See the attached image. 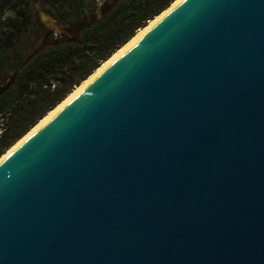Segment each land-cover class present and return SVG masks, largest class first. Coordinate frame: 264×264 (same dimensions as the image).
<instances>
[{
  "label": "water",
  "instance_id": "95a60500",
  "mask_svg": "<svg viewBox=\"0 0 264 264\" xmlns=\"http://www.w3.org/2000/svg\"><path fill=\"white\" fill-rule=\"evenodd\" d=\"M0 264H264V0H179L0 159Z\"/></svg>",
  "mask_w": 264,
  "mask_h": 264
},
{
  "label": "trees",
  "instance_id": "16d2710c",
  "mask_svg": "<svg viewBox=\"0 0 264 264\" xmlns=\"http://www.w3.org/2000/svg\"><path fill=\"white\" fill-rule=\"evenodd\" d=\"M39 1L66 23L93 16L98 2ZM175 1L114 0L57 38L38 22L34 0H0V158Z\"/></svg>",
  "mask_w": 264,
  "mask_h": 264
},
{
  "label": "bare ground",
  "instance_id": "6f19581e",
  "mask_svg": "<svg viewBox=\"0 0 264 264\" xmlns=\"http://www.w3.org/2000/svg\"><path fill=\"white\" fill-rule=\"evenodd\" d=\"M179 0L175 1L167 10L161 13L158 17H156L153 21L149 23V25L140 30L136 36L131 39L125 46H123L120 50H118L109 60H107L103 65L91 76L89 77L81 86L77 87L73 93H71L60 105H58L53 111H51L40 123H38L26 136L21 138L13 147H11L7 153H9L18 143H20L25 137H27L30 133L40 127L48 118H50L54 112H56L62 104H64L67 100H69L72 96H74L78 91H80L84 86H86L102 69H104L114 58H116L122 51H124L129 45H131L137 38H139L146 30H148L164 13H166L171 7L175 6ZM7 153H5L0 159H2Z\"/></svg>",
  "mask_w": 264,
  "mask_h": 264
},
{
  "label": "rangeland",
  "instance_id": "374dc122",
  "mask_svg": "<svg viewBox=\"0 0 264 264\" xmlns=\"http://www.w3.org/2000/svg\"><path fill=\"white\" fill-rule=\"evenodd\" d=\"M108 1H109V0H98V2H97V9H96V11H95V13H94L93 16L85 17L84 19H80V20H78V21L75 22V23H66V22L61 21L62 23H66V24H67V26L65 27L64 31L61 32V33H57V32H55V31H52V30H50V28H48V27H46V28H47V30H48L50 33L52 32V33L54 34V36L57 37V38L69 37V36H71V34L75 31L76 28H79V27L84 26L86 23L90 22V20L93 19V18H95V17L99 18L100 16H99V8H98V7L103 6V5L106 4ZM37 5H38L40 8H43V9L49 11V12H51V11L49 10V7H48L47 5H43V4H42L40 1H38V0H34V10H35V13H36V17H37L38 22L41 24ZM51 13H52V12H51ZM52 14H53V13H52ZM53 15H54V14H53ZM42 26H43V25H42ZM44 27H45V26H44ZM8 81H9V79H8Z\"/></svg>",
  "mask_w": 264,
  "mask_h": 264
}]
</instances>
